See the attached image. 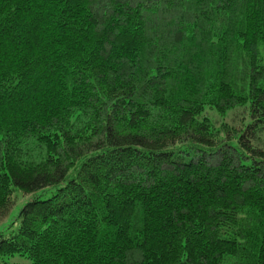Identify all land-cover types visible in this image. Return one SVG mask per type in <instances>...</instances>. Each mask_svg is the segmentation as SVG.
Here are the masks:
<instances>
[{"label": "trees", "instance_id": "1", "mask_svg": "<svg viewBox=\"0 0 264 264\" xmlns=\"http://www.w3.org/2000/svg\"><path fill=\"white\" fill-rule=\"evenodd\" d=\"M0 264H264V0H0Z\"/></svg>", "mask_w": 264, "mask_h": 264}]
</instances>
